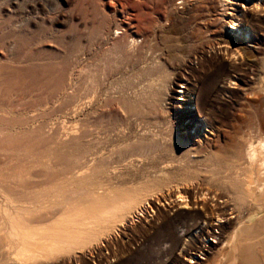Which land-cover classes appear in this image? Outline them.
Listing matches in <instances>:
<instances>
[{
    "label": "rangeland",
    "instance_id": "374dc122",
    "mask_svg": "<svg viewBox=\"0 0 264 264\" xmlns=\"http://www.w3.org/2000/svg\"><path fill=\"white\" fill-rule=\"evenodd\" d=\"M0 1L4 37L30 19L26 31L4 38L0 56H10L16 41L25 51L18 65L62 69L69 77L61 93L52 88L23 104L46 97L49 106L27 114L8 109L3 119L12 120L0 126L46 124L51 135L78 123L87 137L68 151L102 160L93 189L143 193L109 237L45 264H195L215 253L222 233L249 217L248 207L237 212L227 200L222 183L208 180L221 167L217 156L240 153L264 136V0ZM232 22L249 32V43L230 32Z\"/></svg>",
    "mask_w": 264,
    "mask_h": 264
},
{
    "label": "bare ground",
    "instance_id": "6f19581e",
    "mask_svg": "<svg viewBox=\"0 0 264 264\" xmlns=\"http://www.w3.org/2000/svg\"><path fill=\"white\" fill-rule=\"evenodd\" d=\"M230 3L231 0L228 1V6ZM13 13L10 12L9 18ZM3 15V6L0 3L1 55L4 54V38L9 34L4 37ZM24 21L26 23L18 22L20 26L13 23L16 26L12 30L13 34L16 31L23 33L30 27V19ZM230 26L231 33L239 32L245 41H251L249 32L243 33L233 22ZM18 28L19 30H16ZM10 37L7 40H10ZM17 45L19 44L16 41L11 42L8 45L10 56H0L2 125L3 120L11 118L9 116L3 119L10 115L8 109L11 112L15 109L23 110L27 114L30 107L47 106L50 100L46 97L42 103H35V99L30 107L29 104H23L26 99H33V96H46L47 91L52 88L56 89V93L58 89L60 92L69 78L62 69L58 72L55 68L49 69L43 65L39 68L31 67L32 69L18 65L16 62L20 58L17 59V56L21 57L25 51L24 48L18 49ZM262 63L264 69V59ZM260 81L263 82L264 88V78ZM49 93L51 94L52 90ZM20 122L29 124L27 121ZM77 124L71 127L60 125L51 135L50 132L46 134V124H37L39 127L36 125L31 128L29 126L22 131L18 128L6 130L8 127L0 126V264H45L65 255L84 252L102 238L109 237L116 224L124 225L128 218L124 217V212L132 210L142 199L143 193L125 197L116 191L101 192L93 189L94 180L104 170V166L101 165V159L98 161L93 158L92 163L91 159L90 162L87 161L86 158L92 154L87 150H79L74 155L68 151L69 147L75 144V147L79 148L80 140L87 137L86 132L81 131ZM247 142L240 153L226 158H215L219 162L218 165L221 163V167L215 166L214 170L211 168L213 172L208 182L213 183L212 185L222 183L226 189L227 200L233 203L232 206L238 209L237 212L248 207L249 217L244 221L236 220L229 232L222 233L224 237L220 238L221 247L215 253H203L204 258L201 261L196 260L195 264H264V226H261L262 222L261 225L260 222L257 223L259 218L264 221V216H261L264 215V136L259 137L256 143ZM187 156L193 157L191 154ZM72 168L77 172L73 173ZM54 169H59V172H54ZM63 178L70 179L69 186L65 184L56 187V182ZM214 197L221 199L219 195ZM135 213L143 216L140 209H136ZM196 230H199V227Z\"/></svg>",
    "mask_w": 264,
    "mask_h": 264
}]
</instances>
